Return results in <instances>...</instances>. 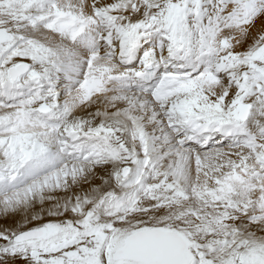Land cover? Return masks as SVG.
Wrapping results in <instances>:
<instances>
[{
  "label": "snow or ice",
  "instance_id": "obj_1",
  "mask_svg": "<svg viewBox=\"0 0 264 264\" xmlns=\"http://www.w3.org/2000/svg\"><path fill=\"white\" fill-rule=\"evenodd\" d=\"M0 264H264V0H0Z\"/></svg>",
  "mask_w": 264,
  "mask_h": 264
}]
</instances>
